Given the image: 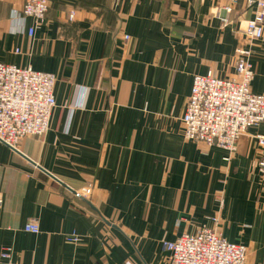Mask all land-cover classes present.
Listing matches in <instances>:
<instances>
[{
  "label": "crops",
  "instance_id": "obj_1",
  "mask_svg": "<svg viewBox=\"0 0 264 264\" xmlns=\"http://www.w3.org/2000/svg\"><path fill=\"white\" fill-rule=\"evenodd\" d=\"M24 2L0 0V63L54 74L56 108L45 135L0 143V264H168L163 244L203 226L264 264V125L229 153L181 124L195 76L235 75L244 0H49L39 24ZM252 52L262 95L264 38Z\"/></svg>",
  "mask_w": 264,
  "mask_h": 264
},
{
  "label": "built area",
  "instance_id": "obj_2",
  "mask_svg": "<svg viewBox=\"0 0 264 264\" xmlns=\"http://www.w3.org/2000/svg\"><path fill=\"white\" fill-rule=\"evenodd\" d=\"M239 0L225 7L230 14ZM252 11L245 22L244 37L248 45L236 50L235 75L218 78L212 74L195 76L181 124L184 138L195 143L235 151L240 137L251 129L264 125V94H255L251 88L255 73L251 62L252 45L264 38V0H244ZM49 0H25L17 17L31 18L43 23L49 11ZM28 35L33 37L35 29ZM54 74L0 63V143L17 150L28 137L45 135L50 130L51 118L56 108ZM264 147V136H257ZM227 162L229 160L225 159ZM264 171V157L259 160ZM91 186L76 192L77 198L91 195ZM25 232L38 234L37 224H28ZM68 242H81L76 234ZM163 248L170 254L168 264H246L247 248L231 243L217 230L203 226L195 234H184L175 241L165 242ZM8 259L9 255L2 256Z\"/></svg>",
  "mask_w": 264,
  "mask_h": 264
},
{
  "label": "water",
  "instance_id": "obj_3",
  "mask_svg": "<svg viewBox=\"0 0 264 264\" xmlns=\"http://www.w3.org/2000/svg\"><path fill=\"white\" fill-rule=\"evenodd\" d=\"M13 151L17 152V150L12 149Z\"/></svg>",
  "mask_w": 264,
  "mask_h": 264
},
{
  "label": "rangeland",
  "instance_id": "obj_4",
  "mask_svg": "<svg viewBox=\"0 0 264 264\" xmlns=\"http://www.w3.org/2000/svg\"><path fill=\"white\" fill-rule=\"evenodd\" d=\"M236 7V6H235ZM251 90H252V88H251Z\"/></svg>",
  "mask_w": 264,
  "mask_h": 264
}]
</instances>
